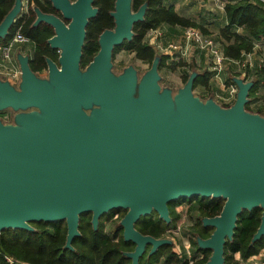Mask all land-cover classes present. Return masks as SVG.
Wrapping results in <instances>:
<instances>
[{"label":"water","instance_id":"water-1","mask_svg":"<svg viewBox=\"0 0 264 264\" xmlns=\"http://www.w3.org/2000/svg\"><path fill=\"white\" fill-rule=\"evenodd\" d=\"M49 1L61 18L34 8V25L53 29L47 44L57 62L45 60L42 78L31 71L29 55L17 52L19 83L0 79V114L14 113L11 123L0 120V232L63 221L65 249L72 250L82 214H91L97 230L103 215L125 210L118 226L135 248L124 256L138 264L148 246L152 255L173 242L140 234L136 222L155 212L169 223L170 202L201 197L224 201L218 216L201 220L213 229L196 238L211 252L205 264H225L224 245L242 211L262 210L251 243L264 237V117L245 110L253 81L231 79L229 107L194 96L195 70L174 94L160 87L158 49L143 75L132 66L115 75L114 49L132 39L146 11L144 4L133 12L131 0H115L114 28L98 36V52L82 67L86 27L98 10L93 0ZM22 8L23 0H14L0 40Z\"/></svg>","mask_w":264,"mask_h":264},{"label":"trees","instance_id":"trees-1","mask_svg":"<svg viewBox=\"0 0 264 264\" xmlns=\"http://www.w3.org/2000/svg\"><path fill=\"white\" fill-rule=\"evenodd\" d=\"M114 2L115 0H93V7L97 8L98 12L86 27L80 63L82 67L87 66L98 52V36L104 30L114 28L113 19L110 16L114 9ZM131 2L133 12L146 4L143 20L133 25L132 39L116 47L113 53L124 50L133 53L140 62L151 65L157 53L153 45L145 39L149 31H161L162 36L158 38L157 44L162 49L169 44H174L169 43L166 46L162 44L161 39L165 34L163 29L165 27L181 28L182 34L187 28H196L203 35L209 36L202 26L179 16L172 6L164 4V0H131ZM226 2L223 12L226 24L218 33L219 39L222 41L221 46L212 39L227 63L238 68L235 63L243 62L253 50L254 43L264 39V4L256 0H226ZM13 5L14 0H0V23ZM34 8L44 14L61 18L60 13L53 9L49 0H30L26 12L15 20L5 39L0 40V44L6 43L17 31L29 38L31 41L29 67L37 75L46 70V59L57 62L58 52L51 49L47 44V41L54 35L53 29L43 23L34 25L36 20ZM237 30H242L245 33L244 36L238 34ZM167 59L168 57L165 55L160 57L159 69L166 65ZM179 60H182L181 65H178L177 62L179 68L187 69L188 67L191 71L195 70L193 65L186 64L183 59ZM195 71L198 75L194 80L193 90L200 88L209 92L211 73L205 69ZM239 71L243 72V70ZM243 73H245V80L254 74V78L249 79L253 81V86L248 94L249 102L256 98L260 88L264 100V67L252 73L244 70ZM235 75L238 77V74ZM188 77L187 75L183 76L182 82L184 84ZM232 103L233 100L224 104V107H229ZM247 107L248 104H246L245 109ZM261 111L264 112V109ZM183 202L191 204L189 209L199 215L190 228L192 238L189 243L194 248L192 260H188L182 252H177L174 244H172L161 246L152 255H149L150 246H148L138 264H205L209 260L211 252L199 249L196 238L207 239L210 237L213 229L203 227L201 220L218 216L224 204L222 199L193 197L170 202L167 205L169 223L159 219L157 213L152 212L149 216L141 217L136 222L135 229L144 236H151L154 239H168V233L175 229L179 220L176 208ZM125 214V210H113L103 215L99 219L97 230H93L91 226V214H82L79 217L78 226L80 236L72 240V250L65 249L67 229L63 221L54 223L33 222L30 224L33 232L18 229L3 230L0 232V264H131V260L126 258L124 254L133 252L135 245L123 241L121 227L118 226L111 235L106 230V224L114 216L120 215V219H122ZM261 214L262 210L257 208L250 212L242 211L237 217L232 239L226 241L224 245L225 264H243L264 250V237L255 243H251L252 237L259 228ZM235 255H238V261L235 260Z\"/></svg>","mask_w":264,"mask_h":264},{"label":"rangeland","instance_id":"rangeland-1","mask_svg":"<svg viewBox=\"0 0 264 264\" xmlns=\"http://www.w3.org/2000/svg\"><path fill=\"white\" fill-rule=\"evenodd\" d=\"M194 4L196 5V0H194ZM218 11V10H217ZM218 28V26H216ZM237 33L244 36V32L242 30H237ZM211 38H213L216 42H218L221 46L222 41L219 39V34H210ZM153 45V44H151ZM28 49H30V46H26ZM153 47L157 49L156 45L154 44ZM27 49V48H24ZM171 52V51H170ZM164 54V53H163ZM112 72L115 75L120 74L124 68L128 66L134 67V69L137 70L138 75H143L144 72H146L149 69V64H144L137 60L135 58V55L133 53L124 51V50H118L115 53H113L112 56ZM181 65L182 60L175 59L174 62L169 63L168 59L166 61V65L162 67L159 70V75L161 77L160 80V87L161 88H168L170 89L174 94L183 87L184 83L182 82L183 76L187 75L189 76L191 74V69L186 68H179L178 65ZM185 64V63H184ZM187 64V63H186ZM242 64H244V68L242 67ZM186 66V65H185ZM264 67V39H262L259 42L254 43L253 50L251 53L245 57L244 63H240L238 69L244 70L247 72L251 71H257L258 69ZM187 70V71H186ZM242 72V73H243ZM39 77L46 78L47 77V71L45 70L42 73L37 74ZM245 75V74H244ZM243 75V76H244ZM254 74H251L250 77L246 78V81H250L254 78ZM250 79V80H249ZM231 84V81H229V85ZM14 85V84H12ZM228 85V86H229ZM17 86V85H15ZM228 86L225 84V90L227 91ZM202 90V91H201ZM207 92V91H206ZM203 92V89L197 88L193 90V94L195 97H198L200 101L205 102L207 97V93ZM207 97V98H206ZM216 103L220 105L221 107H224V103L220 100H216ZM264 109V100H263V93L260 88L258 91L256 98L252 99L248 103V107L245 109L247 112L251 114H258L261 117H264V112L261 111ZM14 116V113L11 110H6L0 114V120L3 123H11L12 118ZM191 204H188L187 202L181 203V205L177 206L176 211L179 215V220L176 223L175 229L171 230L167 238L173 242L175 246V250L177 252H182L185 254L188 258V260H192V257H194V248L190 245L189 241L191 240L192 236L190 233V228L194 225L197 217L199 216L197 212L192 211L189 209ZM120 215H116L112 218L111 221H109L106 224V230L109 235H111L118 227L120 222ZM235 260H239L238 255H235ZM162 264V263H160Z\"/></svg>","mask_w":264,"mask_h":264},{"label":"built area","instance_id":"built-area-1","mask_svg":"<svg viewBox=\"0 0 264 264\" xmlns=\"http://www.w3.org/2000/svg\"><path fill=\"white\" fill-rule=\"evenodd\" d=\"M30 0H23V13L26 12L27 6ZM213 8L220 12H224V7L227 4L226 0H210ZM264 4V0H256ZM162 36L160 30L149 31L145 39H147L149 44H155L157 49L161 52L175 51L179 52L181 57H185L190 49L195 48L204 52L208 56V70L213 76L218 79L220 74L224 70V65L226 59L222 52L218 50L213 39L209 36L203 35L196 28H187L184 30L181 43L179 44H169L166 48L162 49L158 44L157 40ZM31 49V41L26 36L22 35L17 31L11 39L6 43L0 44V79L9 82L10 84L17 85L20 80V70L16 60V53L20 52L22 54H28ZM27 48V49H24ZM248 56V55H247ZM241 62H236L235 64L239 67ZM244 63V61L242 62ZM244 68V64H242ZM243 70V69H242ZM245 73H243L244 75ZM245 76V75H244ZM229 100H234L236 87L231 83L227 89ZM243 264H264V250L259 254L251 257Z\"/></svg>","mask_w":264,"mask_h":264},{"label":"crops","instance_id":"crops-1","mask_svg":"<svg viewBox=\"0 0 264 264\" xmlns=\"http://www.w3.org/2000/svg\"><path fill=\"white\" fill-rule=\"evenodd\" d=\"M164 4L166 6H172L179 16L190 19L202 26L208 35L213 33L218 35L219 30L226 24L223 12L215 10L210 0H196V5L194 4V0H164ZM163 29L165 34L161 42L164 46L169 43H180L182 35L181 28L165 27ZM163 53L168 57L169 63L174 62L175 59H183L190 66L193 65L192 67L197 71L208 70V56L204 52L195 50V48L190 49L186 56L182 58L179 52L171 51ZM235 74H238V77H243V74L238 68L225 62L224 70L218 79L211 73L209 80L210 91L206 92L203 89V92H206L207 97H212L215 101L220 100L224 104L231 102L232 100H229L228 92L225 90V84L226 86L229 85V81L236 77Z\"/></svg>","mask_w":264,"mask_h":264},{"label":"flooded vegetation","instance_id":"flooded-vegetation-1","mask_svg":"<svg viewBox=\"0 0 264 264\" xmlns=\"http://www.w3.org/2000/svg\"><path fill=\"white\" fill-rule=\"evenodd\" d=\"M24 55H25V54H24ZM27 55H29V56H30V52H29ZM149 67H150V66H149ZM159 70H160V69H158V72H159ZM139 76H140V75H139ZM14 86H15V85H14Z\"/></svg>","mask_w":264,"mask_h":264}]
</instances>
